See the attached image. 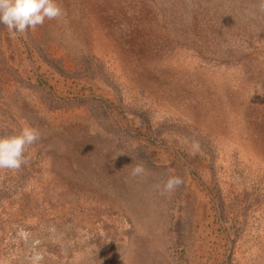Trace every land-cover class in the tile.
<instances>
[{
	"label": "rangeland",
	"instance_id": "374dc122",
	"mask_svg": "<svg viewBox=\"0 0 264 264\" xmlns=\"http://www.w3.org/2000/svg\"><path fill=\"white\" fill-rule=\"evenodd\" d=\"M57 2L0 24V137L42 135L0 171V264H264L261 0Z\"/></svg>",
	"mask_w": 264,
	"mask_h": 264
},
{
	"label": "clouds",
	"instance_id": "9594fccd",
	"mask_svg": "<svg viewBox=\"0 0 264 264\" xmlns=\"http://www.w3.org/2000/svg\"><path fill=\"white\" fill-rule=\"evenodd\" d=\"M259 11L264 12V0H261ZM65 15L64 9L57 0H0V24L6 27L12 38H16L17 34L26 33L28 29L43 26L45 21H58ZM129 118L134 121V127H141L142 121L139 117L130 115ZM41 139L40 130L27 124L18 134L0 137V171H19L23 166L28 165L29 159L25 153L29 147L36 145ZM181 142L190 157L202 154L198 140L183 137ZM127 167H130V176L133 179L142 178L148 174L142 161ZM183 183L180 176L172 175L163 184H157L154 187L160 196L167 197L174 194Z\"/></svg>",
	"mask_w": 264,
	"mask_h": 264
}]
</instances>
